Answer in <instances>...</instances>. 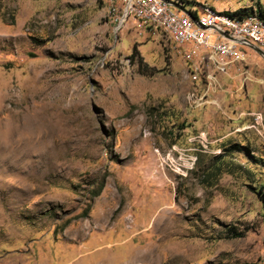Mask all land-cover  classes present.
<instances>
[{
	"label": "rangeland",
	"instance_id": "374dc122",
	"mask_svg": "<svg viewBox=\"0 0 264 264\" xmlns=\"http://www.w3.org/2000/svg\"><path fill=\"white\" fill-rule=\"evenodd\" d=\"M122 2L0 0V264H264L263 58L209 80Z\"/></svg>",
	"mask_w": 264,
	"mask_h": 264
},
{
	"label": "built area",
	"instance_id": "2783aa9c",
	"mask_svg": "<svg viewBox=\"0 0 264 264\" xmlns=\"http://www.w3.org/2000/svg\"><path fill=\"white\" fill-rule=\"evenodd\" d=\"M167 1L184 8L183 0H123L120 11L112 6L110 14L118 24L130 20L139 32L159 31L171 52L209 80L216 73L226 74L229 66L244 62L245 50L250 49L247 45L264 51V21L257 15L230 16L208 6L183 13Z\"/></svg>",
	"mask_w": 264,
	"mask_h": 264
},
{
	"label": "water",
	"instance_id": "95a60500",
	"mask_svg": "<svg viewBox=\"0 0 264 264\" xmlns=\"http://www.w3.org/2000/svg\"><path fill=\"white\" fill-rule=\"evenodd\" d=\"M167 3H168L170 6H172L173 8H176V9L180 10V11L183 12V13H187L186 10H185L183 7H181V6L177 5V4H175V3H173V2H169V1H167ZM223 35H224V37H226V38H228V39H232V38H230V37H229L228 35H226V34H223ZM233 41L236 42V43L241 44V42H239L238 40L233 39ZM247 46H248L251 50H253L255 53L259 54V55L263 58V60H264V51H263V50L259 49L258 47L254 46V45H252V44H249V45H247Z\"/></svg>",
	"mask_w": 264,
	"mask_h": 264
},
{
	"label": "trees",
	"instance_id": "16d2710c",
	"mask_svg": "<svg viewBox=\"0 0 264 264\" xmlns=\"http://www.w3.org/2000/svg\"><path fill=\"white\" fill-rule=\"evenodd\" d=\"M252 14H255V15H257L258 17H260L263 21H264V11L263 10H258V12H256V13H252ZM228 15H230V16H238V17H240V16H243V15H245V14H241V13H238V12H236V14L234 13V14H228Z\"/></svg>",
	"mask_w": 264,
	"mask_h": 264
},
{
	"label": "crops",
	"instance_id": "0c3cea01",
	"mask_svg": "<svg viewBox=\"0 0 264 264\" xmlns=\"http://www.w3.org/2000/svg\"><path fill=\"white\" fill-rule=\"evenodd\" d=\"M184 9H185V6H184Z\"/></svg>",
	"mask_w": 264,
	"mask_h": 264
}]
</instances>
